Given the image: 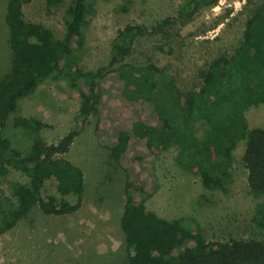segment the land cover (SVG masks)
<instances>
[{
	"label": "rangeland",
	"instance_id": "374dc122",
	"mask_svg": "<svg viewBox=\"0 0 264 264\" xmlns=\"http://www.w3.org/2000/svg\"><path fill=\"white\" fill-rule=\"evenodd\" d=\"M262 0H90L81 27V43L72 46L78 67L100 72V106L96 115L79 126L78 91L59 77L39 83L28 97L17 102L15 112L3 130L15 152L23 155L33 139L55 144L70 131L77 132L66 153L59 158L78 167L83 190L78 208L68 215H44L35 207L10 231L0 235V264H126L119 218L124 204L122 188L128 181L141 189L139 199L156 217L199 230L208 243L254 238L264 234L251 223L257 202L246 187V171L240 163L243 141L230 150L227 169L230 181L220 190H207L194 172L180 169L177 150L148 149L130 134V123L148 120L149 110L127 103L119 95V84L106 74L110 52L121 44L115 40L126 27L150 31L168 19H176L155 35L136 38L124 60L134 66L152 64L173 78L181 89L197 82L198 70L219 55L230 56L237 48L243 25ZM70 0L47 8L43 0H32L22 8L24 21L45 27L54 39L63 35L65 10ZM7 0H0V79L10 62L8 32L4 24ZM76 48V49H75ZM40 123L37 129L15 126L17 119ZM247 131L264 128V103L243 111ZM119 131L130 138L118 161L108 147ZM206 126H199L202 136ZM24 174L9 169L0 187L3 197L14 202L10 183L25 184ZM137 194V193H136ZM41 198L55 205H74L77 196H59L55 181L44 182ZM137 198V197H136Z\"/></svg>",
	"mask_w": 264,
	"mask_h": 264
},
{
	"label": "trees",
	"instance_id": "16d2710c",
	"mask_svg": "<svg viewBox=\"0 0 264 264\" xmlns=\"http://www.w3.org/2000/svg\"><path fill=\"white\" fill-rule=\"evenodd\" d=\"M31 1L7 0L4 13L11 57L7 74L0 79V183L9 169L24 174L27 182L9 184L14 202L3 197L0 187V235L13 229L35 207L44 215L75 212L83 190L80 169L58 157L68 151L77 132L72 130L49 145L35 138L23 155L3 137L17 102L44 80L59 77L78 91L74 121L81 126L97 114L98 90L105 75L81 70L72 48L81 43L90 0H70L60 39H54L42 25L24 21L22 8ZM62 1L43 0L47 8L57 7ZM175 20H164L150 31L140 26L126 27L115 39L121 45L110 52L106 74L116 78L124 101L148 109L151 115L148 120L132 121L130 134L148 149L175 148L177 166L197 174L207 190H220L229 183L230 150L243 141L240 163L246 171L247 191L252 199L261 200L253 208L251 223L264 234V128L247 131L243 124V111L264 103V0L246 18L233 54L219 55L201 67L197 82L185 90L152 64L124 62L136 38L155 35ZM14 124L33 130L40 126L37 121L19 118ZM199 126H206L202 136L196 135ZM130 134L119 131L114 144L107 148L113 161L120 158ZM51 178L59 196H77L74 205L57 206L52 199L41 198L43 184ZM140 191L128 181L122 188L119 228L126 264H264V241L248 238L208 243L199 230L161 220L147 211L143 199L138 198Z\"/></svg>",
	"mask_w": 264,
	"mask_h": 264
}]
</instances>
